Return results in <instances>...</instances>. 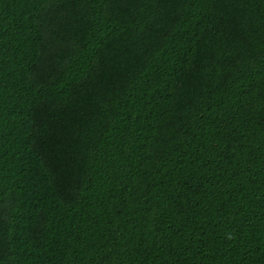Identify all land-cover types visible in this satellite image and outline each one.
<instances>
[{
    "label": "trees",
    "instance_id": "16d2710c",
    "mask_svg": "<svg viewBox=\"0 0 264 264\" xmlns=\"http://www.w3.org/2000/svg\"><path fill=\"white\" fill-rule=\"evenodd\" d=\"M0 264H264V0H0Z\"/></svg>",
    "mask_w": 264,
    "mask_h": 264
}]
</instances>
